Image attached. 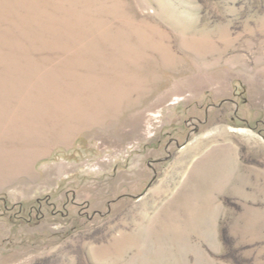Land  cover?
I'll return each instance as SVG.
<instances>
[{
	"label": "rangeland",
	"instance_id": "1",
	"mask_svg": "<svg viewBox=\"0 0 264 264\" xmlns=\"http://www.w3.org/2000/svg\"><path fill=\"white\" fill-rule=\"evenodd\" d=\"M142 263L264 264V0H0V264Z\"/></svg>",
	"mask_w": 264,
	"mask_h": 264
},
{
	"label": "bare ground",
	"instance_id": "2",
	"mask_svg": "<svg viewBox=\"0 0 264 264\" xmlns=\"http://www.w3.org/2000/svg\"><path fill=\"white\" fill-rule=\"evenodd\" d=\"M146 52V51H145ZM128 83V82H127ZM65 88V87H64ZM76 115L73 114V112L70 111H63L57 115L58 118L55 119H63V118H74ZM160 226V225H159ZM204 233V232H203ZM157 241V240H156ZM163 249V248H162ZM165 251V250H164ZM163 252V251H162ZM141 263V262H140ZM143 264V263H142Z\"/></svg>",
	"mask_w": 264,
	"mask_h": 264
}]
</instances>
